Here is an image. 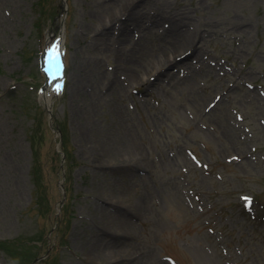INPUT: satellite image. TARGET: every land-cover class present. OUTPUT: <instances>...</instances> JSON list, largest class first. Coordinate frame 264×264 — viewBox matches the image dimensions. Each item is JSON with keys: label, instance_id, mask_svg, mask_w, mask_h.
<instances>
[{"label": "rangeland", "instance_id": "1", "mask_svg": "<svg viewBox=\"0 0 264 264\" xmlns=\"http://www.w3.org/2000/svg\"><path fill=\"white\" fill-rule=\"evenodd\" d=\"M139 7L144 24L128 32L110 24L126 16L115 0H0V240L35 244L47 255L34 264H264V0ZM60 31L66 83L45 100L43 59ZM189 31L195 52L178 41ZM128 33L139 50L121 63ZM175 41L190 66L169 71L188 84L141 67ZM120 214L133 224L118 239L123 258L102 261ZM0 264L21 263L0 249Z\"/></svg>", "mask_w": 264, "mask_h": 264}, {"label": "bare ground", "instance_id": "2", "mask_svg": "<svg viewBox=\"0 0 264 264\" xmlns=\"http://www.w3.org/2000/svg\"><path fill=\"white\" fill-rule=\"evenodd\" d=\"M143 2H144V0H138L136 3H134L133 0H115L116 5L119 7V9H118L119 13H121V14L123 13L126 16H125V19L122 20L120 18V16L117 15V13L116 14L112 13L113 15H111V17H110L111 26L113 27L115 24L113 22L114 19H115L114 21H120V26H121L122 30H124V31L125 30L128 31V29L126 27L128 23L135 24L136 26L144 24V18L146 17V13H143L141 11L142 7L141 8L139 7ZM166 13H169L168 18H170V20L172 22H176V23L179 21L183 22L182 19L181 20L175 19V16L177 15V13L174 14L172 11L171 12L167 11ZM154 21L158 22V19L156 18V19H154ZM181 24H184V23H181ZM173 29L176 33H178V37H181L183 35L182 31H178L177 28H175V24L173 25L172 30H170V31L173 32ZM179 32H182V34L180 36H179V34H180ZM105 35L107 36L106 39H108V37L110 36V31H108L106 33V31L102 30L101 35L99 37L103 38ZM190 35L195 36L197 34H195L194 32L191 33V31H189L187 40L182 41L179 38H176V39L177 40L179 39L178 41L183 42V44L193 45L194 49L192 52H195L198 49L197 43H196L197 40L195 39L196 41H194L193 38H189ZM126 37H128V38H126V40H125V34H123V38L120 40L121 44H122V47H121V51L123 53L122 55L126 57L125 59L120 61L121 63H124L125 60L129 59L130 54L133 55V54L137 53L139 50L136 46H134V42H132V40L129 38V33H128V35H126ZM178 41H175V44H174L175 50L173 51V53L170 51H166L163 59H159L156 63L154 62L153 65H148L145 67L146 64L150 63V61L148 59H146L143 64L141 63V67L148 68V67L155 66L153 70L155 72L154 74H156L158 79H159V77H161L163 74L166 73V74H168L169 77L172 78L173 81H176L177 83L181 82L182 84H188L190 81L189 79L180 78V77L176 76L174 73H171L169 71V67H171V65L173 63L179 64V65L183 64V65L188 66V67L190 66L189 61L186 62V60L189 59L190 54H192V52L189 54L187 53L185 55V57H183V59L176 60V54L178 53L179 47L181 45V43H179ZM119 59H122V56H120ZM168 63H169V65H167ZM164 64L167 67L166 70H163V67H161V68L159 67L160 65L164 66ZM135 72H136V74H134ZM140 73H141V71L134 70L130 76L133 79H137V78H140V76H137L138 74L140 75ZM105 80L107 82H109L110 89L116 88L115 90H120L122 88L120 85L121 84L120 81L117 79V77L115 75L106 76ZM55 81H56V79L51 81V83H49L46 86V92H45L46 96L49 94V91L51 90L50 88L55 86ZM140 81H141V83L143 82V84H150V82H151L149 79H147L145 77H143L142 80H140ZM111 85H113V86H111ZM96 99H98V96ZM46 100H47V98H46ZM46 102H48V101H46ZM47 105L50 106L51 103L49 102V103H47ZM125 216H126V214L122 215V216L120 214L119 216L116 217L117 220L119 219V222L121 224L120 227L118 226V229H119L120 233H122V234L116 233L117 231H115L114 233L112 231L113 234L111 233V231H110V233L108 232V234H110L109 236L110 237L113 236L114 238H113V241L107 240L105 245H104V246H106V248H108V251L102 252L98 255V258L101 259L102 261H105L104 259H110L113 257L117 258V260L118 259L120 260L123 258L122 254H123L124 249H122V241L118 240V239H120V235L128 234L130 232L132 225H133L132 221L129 218H127V220L125 219ZM106 233H107V231H106ZM111 255L113 257H110Z\"/></svg>", "mask_w": 264, "mask_h": 264}, {"label": "trees", "instance_id": "3", "mask_svg": "<svg viewBox=\"0 0 264 264\" xmlns=\"http://www.w3.org/2000/svg\"><path fill=\"white\" fill-rule=\"evenodd\" d=\"M40 157L35 159L34 167L32 170L33 179L36 183V201L39 206L44 207L48 204V197L45 194V185L42 182L43 176V166L42 162L40 161ZM68 204L63 206L66 212H68ZM69 225V221H61V233H64L67 230ZM35 244H31L30 242L27 243L21 239L19 240H0V249L8 252L15 260H17L21 264H29L33 259H35L38 255L34 252Z\"/></svg>", "mask_w": 264, "mask_h": 264}, {"label": "snow or ice", "instance_id": "4", "mask_svg": "<svg viewBox=\"0 0 264 264\" xmlns=\"http://www.w3.org/2000/svg\"><path fill=\"white\" fill-rule=\"evenodd\" d=\"M54 48H55V46H54ZM53 61L58 64L59 63V55L54 56ZM60 89H61V85L57 84L56 90L59 91Z\"/></svg>", "mask_w": 264, "mask_h": 264}, {"label": "water", "instance_id": "5", "mask_svg": "<svg viewBox=\"0 0 264 264\" xmlns=\"http://www.w3.org/2000/svg\"><path fill=\"white\" fill-rule=\"evenodd\" d=\"M56 75V74H55Z\"/></svg>", "mask_w": 264, "mask_h": 264}]
</instances>
